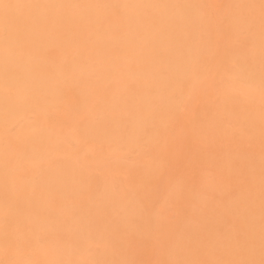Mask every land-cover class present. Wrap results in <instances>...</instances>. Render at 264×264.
I'll return each instance as SVG.
<instances>
[{
  "label": "bare ground",
  "instance_id": "6f19581e",
  "mask_svg": "<svg viewBox=\"0 0 264 264\" xmlns=\"http://www.w3.org/2000/svg\"><path fill=\"white\" fill-rule=\"evenodd\" d=\"M71 1L74 0L32 3L19 12L11 0H0V254L9 252L16 231L27 241L41 232L63 241L72 255V264H133V241L144 234L162 240V264H178L182 260L232 264L233 256L224 252L230 246L235 248L238 264H264V229L257 225L258 217L264 215V151L241 152L232 158L224 151L221 156L225 158L209 159L218 173L213 188L215 201H201L190 190L183 169H179L167 182L172 195L181 202L176 220L171 222L148 211L139 200L138 185L148 184L154 166L127 167L130 180H124L121 193L115 195L108 185L110 173L91 179L90 174L77 169L75 157L68 154L71 149L59 138L53 122L36 121L34 127L24 126L19 132L5 134L17 118L29 116L40 104L61 109L65 113L62 123L66 125L78 122L83 111L94 106V111L104 109L110 115L118 111L117 117H94L87 123L80 118L74 138L76 147L83 149L80 142L84 141L88 148L111 142L117 149H136L160 136L165 125L173 129L175 136L182 137V131L172 125L179 95L193 78L212 67L207 65L209 60L216 65V76L231 74L244 82L264 86L263 58L241 53L233 46L211 48L204 26L191 12L203 0H163L160 15L149 11L151 14L144 17L139 15V5H135L138 14H129L122 12V5L115 2L99 11L56 14L57 5H69ZM236 1L247 6L249 18H236L232 26L245 28L250 40L261 47L262 0ZM255 1L261 3L260 9L252 7ZM151 3L148 0L144 7ZM178 4L187 9L181 14L187 18L183 23L175 20ZM104 18L109 19L108 25L102 23ZM121 27L128 30L121 32ZM233 27H229V32ZM90 29L95 36L87 42L85 32ZM182 40L186 41L184 50L179 47ZM140 44L143 50L137 51ZM29 51L37 52L40 59H30ZM88 52L101 55L100 80L105 85H113V78L119 77L126 79L123 84L106 95L99 94L87 82L68 84L69 73L89 67L85 60ZM126 53L137 66L121 70L117 61ZM54 54L65 55L67 60L64 64L58 62L53 59ZM132 71L140 81L128 80ZM150 72L156 73L155 79L145 78ZM54 74H59L58 83L52 80ZM223 84L220 78L211 80L209 99H224L226 107L221 111L234 117L239 130L260 135L264 140V114L242 97L224 93ZM65 87H70L69 95ZM162 94L165 105L159 108L155 100ZM67 102L70 112L64 108ZM139 102L143 103L141 107ZM218 113L212 116L207 108L197 107L186 127L189 142L203 135L221 134ZM10 150L17 152V157L6 152ZM53 155H57V161L53 166L46 164L39 179L19 186L13 184L12 163H45ZM246 175H250V182L245 184L241 180L240 188L232 191L233 178ZM33 190L48 193L55 204L44 203L33 195ZM201 203L203 210L199 208ZM227 212L242 218L243 231L237 233L227 226L226 220H222ZM248 234L252 243L245 238ZM88 246L95 251L85 253Z\"/></svg>",
  "mask_w": 264,
  "mask_h": 264
},
{
  "label": "rangeland",
  "instance_id": "374dc122",
  "mask_svg": "<svg viewBox=\"0 0 264 264\" xmlns=\"http://www.w3.org/2000/svg\"><path fill=\"white\" fill-rule=\"evenodd\" d=\"M148 0H74L66 4H59L56 7V14L59 16L66 15L73 11H94L102 10L109 7L113 2L121 4L120 10L129 14L136 13L135 5L141 8L140 16L144 17L147 13L160 15L163 12L160 8L163 0H152L149 7H144ZM246 0H243L245 2ZM17 10L22 11L26 5L37 3L43 4L47 0H11ZM264 4V0H262ZM173 6V5H172ZM171 6V7H172ZM255 9L261 8V3L255 1L252 3ZM149 9V10H148ZM175 20L181 23L187 20L181 14L187 11L184 10L181 4L175 6ZM150 11V12H149ZM193 15L200 19L199 24L204 26L206 33L205 36L212 49H228L233 46L234 49L241 53L249 55H258L259 58L264 59V45L258 47L250 40V34L245 28L233 27L232 21L236 18L241 20H248L249 13L247 6H243L236 0H203L196 3L193 10ZM46 13V11L44 12ZM150 13V14H151ZM49 13H46L48 15ZM50 15V14H49ZM141 21V20H139ZM109 19L104 18L102 23L108 25ZM229 27H233L229 32ZM128 30V27H121V32ZM143 34H146L144 29ZM94 33L90 30L85 32V40L90 42ZM186 41H181L179 47L181 50L185 49ZM143 44L136 47L137 51L143 50ZM27 56L32 60H39L40 57L37 52L29 51ZM53 59H58V62L63 64L67 60L65 55H53ZM86 64L88 68H81L77 71L71 72L67 75L68 84L78 82V80L87 82L93 85L96 91L100 94L106 95L113 90V87H120L125 78H113V85H105L100 76L102 73L101 55L88 52L86 54ZM119 69L123 70L126 67L135 68L137 63L135 59L127 53L117 61ZM207 65H211L204 71V75L195 77L190 81L188 88H183V94L179 95V105L176 112V117L172 120V125L177 126L182 131V137L175 136L173 129L165 125L160 136L149 139L136 149H117L111 142L106 143L102 147L88 148L86 142H80L83 149L76 147L77 141L74 139L75 134L78 133V123L80 118L83 123L91 122L94 117H117V113L113 115L107 114L104 109L95 110L94 106L86 108L82 115H80L78 122L66 125L62 123L65 120V113L61 109H51L48 105L40 104L35 108L34 112L29 116H22L16 119L6 130V135L9 132H19L22 127H34L36 121L46 123L53 122L58 136L64 141L67 148L71 149L68 154L73 155L76 159L77 169L82 172L88 173L93 177H98L103 174L110 173L109 189L115 195H119L122 190V182L129 181V174L126 173V168L141 167L144 165L154 166L153 174L149 179L148 184L138 185V195L140 202L148 209V211L156 212L161 217L175 221L177 212L181 208L180 200L176 199L173 195L172 189L168 188L167 182L171 176L178 173L179 169H183V176L188 180L190 190L197 193L198 198L202 200L215 201L214 185L218 179V173L210 165V158H225L221 156L224 151L232 155L240 154L241 152L247 154L261 153L264 151V140L260 135L244 134L239 130L238 123L234 117L227 116L222 111L226 107L224 99H209V83L215 78L222 79L223 92L236 97H242L255 109L260 110L264 114V86L258 83L244 82L236 76L231 74L221 73L216 76V65L209 60ZM156 73L150 72L145 78L155 79ZM54 83L59 82V74L52 76ZM128 80L133 83L138 82L135 72H130ZM67 93L70 87H65ZM69 95V93H68ZM156 106L163 108L165 105V95H159L155 100ZM67 102L64 108L70 112V105ZM142 102L138 106H142ZM68 105V106H67ZM197 107H205L209 110V115L214 116L218 113V124L222 128V133L216 137L203 135L200 138L194 139L189 142V135L186 132V127L189 120L193 115V111ZM63 108V109H64ZM222 110V111H221ZM120 111V110H119ZM74 122V121H73ZM75 124V126H74ZM212 139V141H211ZM217 148V150H215ZM7 153L13 154L17 157V152L10 150ZM57 155L49 156L45 163L36 162L29 164H21L14 162L11 164V171L13 172V184L19 186L24 184L27 180L39 179L40 170H44L46 164L53 166L57 161ZM227 160V158H226ZM23 168L26 170L23 171ZM28 172V174H24ZM250 176V175H249ZM248 175L244 177L235 176V181L231 182L232 191L240 188V181L243 180L245 184L250 182ZM247 181V182H246ZM33 195L43 200L48 205H54L55 199L48 195V193L33 190ZM199 208L204 209V204H200ZM222 220H226L227 226L234 232H241L244 230V222L241 217L236 214L227 212L223 215ZM0 223H3V217L0 218ZM259 228L264 229V215L257 219ZM15 238L12 240L9 252L0 254V264H72V255L66 249L59 238L48 233H36L31 241H27L20 231H16ZM249 243H252V236L250 234L245 237ZM133 264H162L161 253L163 251V242L157 236L147 237L144 234L134 239L133 241ZM85 253L90 254L95 251L93 246H88L84 250ZM224 252L228 256H233L232 264H238L237 257L234 255L235 248L227 247ZM178 264H198L191 261H180Z\"/></svg>",
  "mask_w": 264,
  "mask_h": 264
}]
</instances>
